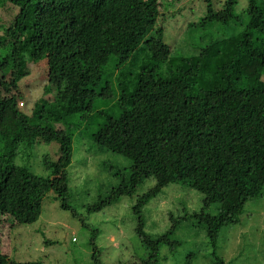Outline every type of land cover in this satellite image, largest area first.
I'll return each instance as SVG.
<instances>
[{
  "label": "trees",
  "instance_id": "obj_1",
  "mask_svg": "<svg viewBox=\"0 0 264 264\" xmlns=\"http://www.w3.org/2000/svg\"><path fill=\"white\" fill-rule=\"evenodd\" d=\"M185 1L0 0V7L18 8L0 35L2 240L9 242L15 226L36 222L49 194L71 210L68 168L77 132L98 151L129 161L126 175L86 210L134 198V232L147 253L141 264H156L162 246L182 245L175 237L180 220L205 233L213 264H225L216 254L219 234L240 225L246 204L264 190V0H246L238 13L240 0H200L204 14L183 19L177 37L197 32L189 57L173 55L167 38L169 20L184 17ZM139 47L148 60L138 66ZM24 55L44 61L55 92L49 109L35 103L27 115L17 86L30 72ZM107 102L108 109L99 108ZM42 143L57 144L56 160H42L46 177L15 162L18 146ZM150 180L153 186L139 191ZM172 184L200 193L201 208L153 238L144 232L143 208ZM213 205L215 214L208 212ZM0 264L41 263L16 262L0 247Z\"/></svg>",
  "mask_w": 264,
  "mask_h": 264
},
{
  "label": "rangeland",
  "instance_id": "obj_2",
  "mask_svg": "<svg viewBox=\"0 0 264 264\" xmlns=\"http://www.w3.org/2000/svg\"><path fill=\"white\" fill-rule=\"evenodd\" d=\"M245 6L246 0H240L237 13ZM179 8L183 10L184 17L169 20V33L173 37L167 33V38H171L169 41L173 55L182 53L189 57L197 51L192 46V50L187 48L190 38L197 32L191 31L192 34L182 35L179 39L177 37L181 34L180 28H185L183 19L193 21L198 14H204L205 9L200 0H186ZM17 13L18 8L12 4L0 7V35L13 22ZM193 42L191 45H196L197 41ZM204 42L207 43V39ZM196 46L201 47L200 44ZM147 54L139 47L135 64L139 66L145 63ZM43 62L32 63L24 55L23 66L28 67L30 72L17 83L25 99L21 110L24 115L29 114L35 103L38 108L49 109L54 102L55 92L46 82L45 67L40 64ZM0 92L5 93L1 83ZM111 105V102H107L99 108L108 109ZM73 141L72 162L68 168L67 202L71 210L61 209L53 195H47L42 202L39 219L33 224L15 226L10 231L9 242L0 237V247L9 259L20 263L94 264L91 257L95 256L99 264H141L147 253L134 232L136 219L131 210L134 198L122 197L98 212L89 213L86 210L87 205H93L105 195L107 187L117 184L126 175L129 161L111 152L98 151L77 132ZM17 152L15 162L18 165L27 166L36 175L46 177L49 172L44 169L42 160L44 157L56 160L57 144L42 143L32 148L21 144ZM111 171L118 175L112 177ZM153 184L150 180L139 191L144 192ZM201 199L200 193L187 186L172 184L165 187L143 208L144 232L153 238L164 234L174 223L173 220H180L186 211H198ZM245 210L241 224L225 228L217 239L216 254L225 264H264V190L260 198L246 204ZM216 211L215 205L208 209L211 214ZM175 237L182 245L174 251L162 246L156 264H184L188 253H193L190 264H213L205 233L192 225L191 221L180 220ZM94 247L96 250L93 253Z\"/></svg>",
  "mask_w": 264,
  "mask_h": 264
}]
</instances>
